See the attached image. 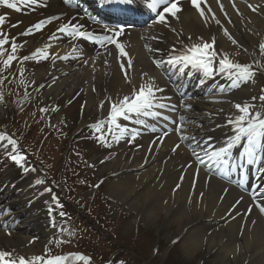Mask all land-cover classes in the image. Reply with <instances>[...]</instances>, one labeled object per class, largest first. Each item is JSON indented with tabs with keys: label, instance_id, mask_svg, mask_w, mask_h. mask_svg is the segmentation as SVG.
<instances>
[{
	"label": "bare ground",
	"instance_id": "bare-ground-1",
	"mask_svg": "<svg viewBox=\"0 0 264 264\" xmlns=\"http://www.w3.org/2000/svg\"><path fill=\"white\" fill-rule=\"evenodd\" d=\"M181 4L183 11L178 14L179 19H169L165 24L152 21L140 33L131 32L128 44L132 49L129 51L130 67L127 64L124 68L115 66L111 61L113 57H110L114 54L111 49H100L96 55H89L79 47L78 38L74 40L75 45L62 46V34L57 32L35 48L36 51L43 50L40 58L51 56L54 59L52 66L35 72V79L41 80L37 81L38 84L42 80L51 84L44 90L50 97L53 94L84 93L86 109L95 106L100 121L109 120L110 101L131 96L141 86L162 89L157 92L158 103L174 106V110L157 107L154 111L161 116L141 117L140 124L119 121L129 128L128 133L133 134V128L139 132L154 126L150 119L154 118L169 128H162L163 134L154 137L162 139L147 138L144 148L133 151L130 158L124 151L103 167V171L110 175L118 170L121 172L108 183L107 193L117 207L131 217L130 223L124 227L125 232L129 233L138 226V232L154 229L156 236L164 241L181 238L182 253L165 258L185 257L182 264H193L187 262L189 257L205 250L209 254L214 251L219 264H229L231 258L238 264H264V213L259 211L253 198L255 195L264 203L261 195L264 193V176L255 184H248V193L244 194L237 185L217 177V174L222 175L221 169L209 171L199 164L192 151L195 147L200 155H204L200 148L203 143H207L210 150L225 146L233 131L227 121L230 116L237 115V103L254 104L253 111H260L264 116L263 103L255 98L258 94L255 68L260 69L259 58L263 53L260 46L264 45V0H207L211 12L206 9L205 17L200 16L190 1H181ZM201 7L205 8V5L202 3ZM57 13H65L68 20L76 14L66 12L58 0H53L47 16ZM94 28L92 25L86 31ZM225 30L229 35H225ZM140 37L145 39L141 41ZM213 39L217 66L224 55L241 65L243 60L252 59L254 78L249 82H237L217 73L214 79L204 77L185 81L180 77L185 68L167 64L168 57L174 54L173 49L183 50ZM128 45L126 42L125 47ZM149 55L159 64V70L149 62ZM64 57L74 59L73 63ZM102 62L106 66H101ZM31 78L30 85H34L35 79ZM176 93L182 99L177 98ZM186 105H190V109H186ZM46 113L51 111L48 109ZM164 116L170 119L165 120ZM180 124L184 126L183 133L178 130ZM111 129L113 139L117 141L120 130ZM182 134L188 139H181ZM209 137L211 141L207 140ZM123 138L117 141L119 146L123 145ZM177 144L180 147L173 152ZM14 147L7 140L0 141V251L10 252L12 257L30 259L36 257L38 250L51 244L56 233L53 222L56 225L58 217L49 211L55 199L39 172L30 170L28 165L21 168L11 160L8 153L13 152ZM242 152L243 147L239 151L233 150L232 160L237 158L240 165H244L242 169L247 170L253 163L247 164L241 158ZM6 155L12 164H6L2 170ZM261 157V164L257 163L259 176L260 168H264V153ZM242 174L247 172H239ZM172 226L175 227L174 234L163 232ZM149 234L150 240L154 239L152 233ZM65 264L81 263L70 258Z\"/></svg>",
	"mask_w": 264,
	"mask_h": 264
},
{
	"label": "rangeland",
	"instance_id": "rangeland-1",
	"mask_svg": "<svg viewBox=\"0 0 264 264\" xmlns=\"http://www.w3.org/2000/svg\"><path fill=\"white\" fill-rule=\"evenodd\" d=\"M11 19L13 20H7V24H5L2 29L6 28V26L9 27L11 23L13 24L16 17L12 16ZM83 23L85 24L86 22H80V24ZM33 24L34 21L28 22L27 26ZM13 32L17 33L19 31ZM1 33L4 34L5 32ZM48 35L49 33H44V36ZM127 39L128 37L124 35V42H126ZM24 43V41L21 42V44ZM36 43L37 42H32L30 43V46L33 44L36 46ZM87 49L89 51L92 50V53L95 51L96 47H87ZM2 51L3 55H0V131L1 133L3 132L4 135H11L17 140L19 150L15 154L24 157L25 165H28L32 170L38 167L39 171H44L43 174L41 172H39V174L43 177L44 185L50 188L51 196L56 198L53 204V212L58 217V222L55 225L56 233L51 244L43 250H38L36 256L45 259L50 256L49 253H61L67 249V251L72 249L77 252V255L85 256L87 258L86 261H89V264H104L108 262L115 253L119 255L116 257L113 264H149L148 261H151V259L155 261L154 264H182L181 259L182 261H185V257L180 259L178 257V259L172 261V257L167 259L168 255L166 254L167 248L170 245L173 247L171 255L178 254L179 256L182 253V242L180 240L171 242L164 241L162 238L156 236V232L151 228L148 231H143V233L138 236V241L135 243V235L138 233L137 230H140L138 226H136L135 229L132 228L129 233L125 232L124 227L130 223L131 217L126 214L125 211L117 207L116 203L107 193L108 183L115 180L118 175L115 172L111 175V178H109L110 174L103 172V167L107 165L105 159L106 144L102 141L101 135H98V138L91 135L90 137H92L93 140H90L89 137L82 138V135L75 136V132L83 126V123L95 125L93 123L98 121L99 112L96 111V107L92 105L89 109H86V100L83 93H74L73 95L64 94V96L63 94H60L59 96H63V99L54 94L52 95L53 97L47 96L44 90L48 88V82L43 84V80L41 84H38L36 81L34 87H30L26 83L24 84V88L22 86L19 88L16 82L17 78L21 81V77L24 73H26L27 76L30 74L34 75L35 73V71L31 69V66L23 67L22 62L20 65L24 68V71L18 69L16 76L15 73L12 75L11 71L8 75L6 74L10 77L12 80L11 82L14 83L13 85H16L15 87L17 88L13 90L9 89L6 95L4 92V78L2 76L4 73L1 70L6 71L8 68V65L6 66L5 62L9 55H13L11 53V45H5ZM14 55L15 59L13 61L20 62L18 60L20 59V55ZM260 57V69L257 72L259 73L257 74V81L260 87L259 91L263 92L261 95L257 96L258 101H260L261 96H264V53L263 55L261 53ZM252 64V59L242 61V65L251 66ZM12 68L13 67H11V70ZM34 92L36 95L35 108H27L33 106L31 100L28 102L29 105L27 104V107L21 112L20 110L22 107L18 108V106L15 105L14 100L16 96L13 95L22 93L25 94L23 95L24 97L32 98ZM64 97L66 98L64 99ZM71 97L73 99L75 98L76 101L72 100ZM68 100L72 102V106H69L66 110L64 107ZM60 101L62 102L60 103ZM42 109L51 110L52 112L50 113V116H46L45 114L47 111H42ZM25 113H27L26 116ZM107 124L108 122L106 121L101 122V125H104L105 127ZM89 126L88 129L96 128V126ZM66 129L68 132H66ZM56 133L65 134L55 135ZM153 135L157 134H145L141 137H152ZM69 141H72V148L68 149ZM87 142H90V144ZM36 146H40L38 148L39 150H36ZM143 147L144 144L140 141L135 144L134 149H141ZM5 167L7 166L4 165L2 170H5ZM98 181L101 182L100 189H98L100 183ZM72 185H74L76 190L79 189L80 195L78 197L80 201L84 198L88 201L85 208L80 207L78 202L71 197L70 186ZM81 185L83 186L80 187ZM85 185L90 186V188H85ZM64 192L68 193L70 195V200L78 207V209L83 211L81 217H77V215L72 212L71 208L74 207L73 203L69 204L70 208L67 205H64V202L59 207L61 199H66L63 196ZM74 212L76 213L78 210H75ZM100 219L102 222L106 220V223L101 224ZM106 226L109 227V229H107ZM99 227H102V231L106 230L111 235L115 233L113 236L114 239H116V237L123 239L124 243L130 245L133 250L135 249L138 259L140 260L141 256L144 258V261L138 262L137 260L130 258L126 253L120 252V250L116 249L114 246V243L116 242L114 239H111L110 244L112 245L105 243V241H108L105 239L107 237L96 229ZM160 228H162V225ZM65 230L66 232L62 234ZM174 231L175 227L173 226L163 229L165 234L172 235L174 234ZM149 232L152 233L154 239L152 238V240H150L151 236ZM139 241L145 244H142L141 253L136 250V245L141 244L138 243ZM177 251H179V253ZM11 258L17 260V263L19 262V258ZM216 259L217 256L214 251H211L209 254L208 250H205L203 253H198L196 256L189 257L187 262L193 264H219ZM229 264L238 263L232 261L231 258ZM242 264H247V262H242Z\"/></svg>",
	"mask_w": 264,
	"mask_h": 264
},
{
	"label": "snow or ice",
	"instance_id": "snow-or-ice-1",
	"mask_svg": "<svg viewBox=\"0 0 264 264\" xmlns=\"http://www.w3.org/2000/svg\"><path fill=\"white\" fill-rule=\"evenodd\" d=\"M22 2L36 4L37 0H22ZM109 2H112V0H109ZM116 2L124 5H131L135 3V0H116ZM0 3L5 4L8 8H17L16 3H9L8 0H0ZM202 3L205 5V8L201 7ZM145 4L150 12L154 14L153 23L165 24L168 23L169 19H179L178 14L183 11L181 0H145ZM190 4L199 11L201 17H205L206 9L211 12V7L207 4V0H190ZM220 7L221 10H223L222 4ZM249 7H252V5H249ZM253 10L255 11V8H253ZM3 22L4 18L0 17V25H2ZM43 23L44 22L34 25V28L37 30L41 29ZM217 23L219 22L217 21ZM83 27L84 26L82 25L65 24L58 29V32L64 34L68 38H80L88 42L101 41V38L95 35L92 31L81 30ZM31 31L32 30L30 29L29 32ZM107 31L110 35H105L102 38L101 46L106 47L108 45H115L120 56L126 57L128 54L125 51L123 43L119 40L122 29H117L115 31L108 29ZM0 35L3 34L0 33ZM225 35H229L227 30H225ZM202 39L203 38H201V40ZM8 43L9 41L7 38L0 39V55H3L2 50ZM17 49L18 46L13 42L11 45L13 55L8 56V59L5 62L6 66L10 65L15 59L14 54L17 52ZM260 50L261 52H264V45L260 46ZM172 52L174 54L170 55L167 59V64L169 66L177 68L190 67L198 70L208 79H214L216 74L219 73L220 75H226L228 78L237 82H249L256 74L252 70L251 66L234 63L227 55H224L219 59L217 66V52L215 50L214 39L212 42L192 44L183 50L173 49ZM37 54H43V50L38 49ZM25 59H27V57H25ZM64 59H67V57H64ZM120 63L122 68L125 67V64L130 67L131 59L129 58L127 61L121 59ZM158 91H162V89H157L152 86H141L138 90L134 91L131 96L126 95L122 98V100L110 101L109 123L112 127L120 130V134L117 135V141L129 132V128L119 121L140 124L141 117H160L161 113L154 111L157 107L161 109L170 108L174 110V106L158 103ZM253 100H255V98H253ZM260 101L264 103V96L260 97ZM101 107L103 106L101 105ZM185 107L186 109H190L191 106L186 105ZM235 108L237 110V115L234 117L230 116L227 121L233 131L232 135L226 140L225 146L219 147L218 150H210L207 143H203L200 145V148L204 155H200L195 147L192 149L195 160L199 164L208 168L209 171H212L213 169H222L224 172H227L229 168L233 167L231 164L233 150L239 151L241 147H243L241 158L245 160L247 164L251 165L256 160L262 158L261 153H264V116H262L260 111H253L255 108L254 104L237 103ZM42 111H47V109H42ZM163 119L168 120L170 117L164 116ZM182 119L186 120L187 118ZM173 123L176 122L174 121ZM178 130L182 133L184 132L183 124L178 125ZM132 133L133 135L131 136V139L134 141L136 139L135 128L132 129ZM108 135H112L111 128L109 129ZM101 139L107 143V139L105 137H101ZM157 139H162V137H157ZM181 139L188 138L182 134ZM192 139H194V137ZM211 139V137L207 138L208 141H211ZM4 140H7V142L13 147L18 143L11 135L5 136L0 134V141ZM179 147L180 144L175 145L173 152H175ZM9 151H11V149H9ZM10 158L21 168L25 167L23 156H18L13 153ZM188 166L190 167L191 165ZM261 195L264 196V193H261ZM253 198L256 201V206L259 211L264 213V203H261L259 197H256L255 195ZM49 211L51 212L52 209H49ZM53 226H55L54 222ZM12 256L13 254L10 252L0 251V264H17L15 259H10ZM70 258L76 261H84L87 259L83 255H73L72 257L56 256L53 259L44 261L43 257L39 256L32 257L30 259H26L21 256L18 264H65V261Z\"/></svg>",
	"mask_w": 264,
	"mask_h": 264
}]
</instances>
